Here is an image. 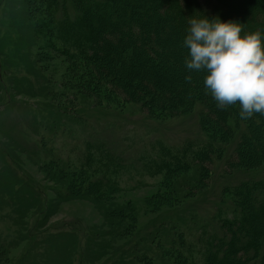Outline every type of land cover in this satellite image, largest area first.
I'll use <instances>...</instances> for the list:
<instances>
[{
	"label": "trees",
	"instance_id": "1",
	"mask_svg": "<svg viewBox=\"0 0 264 264\" xmlns=\"http://www.w3.org/2000/svg\"><path fill=\"white\" fill-rule=\"evenodd\" d=\"M17 3L24 9L28 23L22 25L23 32L19 31L13 40H7L5 32L0 31L3 36L0 38V55L3 56L5 48H9L8 57L5 56L7 60L4 58V62L1 58L0 61V80L2 71L7 75H18L19 72L9 71L21 66V72H27L38 80L29 54L35 39L41 42L42 50L82 61L87 67L82 80L75 76L73 80H60L67 89L54 91L61 98L54 104L23 102L11 97L7 88L2 90L5 101L0 100V119L10 110L19 111V107H23V118L31 121L24 131L26 136L29 135L27 140L33 139L34 146L44 147L39 151L46 163L43 167H51L58 179L74 187V193L97 203L112 195L131 191L109 181V165L103 164L102 161L106 160L100 156L109 157L110 153L101 144L85 142L83 153L86 147L90 151L91 145L101 153L98 156L91 152L85 160H79L78 153L62 157L57 151V146L64 148L67 145L59 140L69 137L71 134L68 132L72 133L76 127L83 129L87 124L89 118L82 113L85 107H77V104L91 99L97 108L118 109H102L103 114L124 115L125 105L136 102L147 119L157 122L170 120L181 110L185 111L181 113L183 115L189 113L196 106L198 130L208 139L207 142L197 153L189 146L177 148L179 154L170 152L171 157L174 156L172 158L163 154L168 148H161L155 164L160 167L162 176L155 186L162 187L172 176L191 167L198 170L195 178L198 183L195 185L205 186L210 177L207 165L225 157L230 167L234 162L243 169H253L261 164L257 171L263 179L221 189L229 202L232 201L230 207H240L241 212L239 216L231 213L232 221H226L224 228L223 224L220 226L221 236L214 242L217 251L215 248L210 250V244L205 264H264V116L255 113L248 119H242L238 115V104L218 109L204 88L203 73L192 72L191 82L184 80L187 73L183 61L187 49L181 46L188 17L193 15L234 21L240 24L242 34L255 31L264 34V0H21ZM8 18L13 25L2 24L4 29L14 28L20 16L10 17L8 14ZM36 56L37 53L33 61ZM47 59L43 57L44 61ZM22 78L20 80L24 82L30 79ZM48 82L53 84L51 79ZM77 146L79 143L74 147ZM2 150L0 142V161L3 163V168H0V205L14 202L17 226L24 234L23 238L20 236V256L11 264H75L73 258L79 252L76 251V256L69 259L66 248L70 241L75 240L78 245L83 237L82 230L70 224H63L57 230L47 224L42 226L38 221L31 225L34 219L30 225H25V229L21 223L24 205L35 190L22 182L23 177ZM92 157L101 161L103 166L96 170L91 164ZM143 159H146L145 155ZM71 161L78 164L73 165ZM111 167L118 172V166ZM54 191L60 198L66 196L60 189ZM41 203L46 210L45 199H41ZM156 225L144 234L134 233L117 250L118 257L112 259L111 264H144L143 260L154 248V245L145 243L149 242L151 229ZM88 242L97 249L104 247L98 242ZM215 256H219V260H215ZM8 257L7 248L0 245V262H7ZM164 263L162 260L161 264ZM78 264L84 263L80 261Z\"/></svg>",
	"mask_w": 264,
	"mask_h": 264
},
{
	"label": "rangeland",
	"instance_id": "2",
	"mask_svg": "<svg viewBox=\"0 0 264 264\" xmlns=\"http://www.w3.org/2000/svg\"><path fill=\"white\" fill-rule=\"evenodd\" d=\"M18 1L21 0L0 1V31L5 32L7 40H13L17 33L22 31V25L28 23L25 21V11ZM8 14L10 17L14 15L20 18L14 23V28L10 26L11 28L4 29L2 24L13 25ZM2 37L0 34V38ZM40 44L41 42L35 39L29 49L30 62L37 72L38 80L27 72H21L22 66L9 71L19 72L18 75H7L2 71L4 77L0 80V100L5 101L2 90L7 88V93L16 100L54 104L61 101L54 91L67 89L60 82L62 78L73 80L75 76L82 80L85 77L87 67L82 61L66 59L51 50H42ZM36 53L34 63L33 57ZM7 54L8 47L3 51L4 57L0 55V61L1 58L4 61L5 56L8 57ZM43 57L48 59L44 61ZM22 77H29V82L20 80ZM49 79L53 84H49ZM72 86L75 87L76 84L73 83ZM81 104L78 103L77 107L84 106L82 113L89 118L86 126L83 129L81 126L76 127L72 133L68 132L71 134L69 137L59 140L67 145L64 148L57 146V151L62 157L75 156L78 153V159L85 160L91 152L98 156L101 153H97L98 148L93 145L90 151L86 147L83 153L84 143L101 144L102 148L110 153L109 157L100 156L106 160L102 161L103 164L109 165V181L131 191L112 195L111 198L98 203L74 193V187L58 179L51 167L44 168V156L42 152L39 153L44 147L34 146L33 139L27 140L29 135L26 136L24 131L31 121L23 118L24 109L20 106L19 111L10 110L8 115L1 117L0 142L3 145L2 151L23 177L22 182L35 190L34 194H29L32 198H29L26 206L24 205L25 214L21 221L24 228L28 223L30 225L32 219L34 221L31 225L38 221V224H47L56 230L63 224L75 226L82 230L83 237L78 245L74 243L75 240L69 242L66 256L70 259L77 251L79 255L73 258L75 264L80 261L84 264H111L112 259L118 255L117 250L126 244L134 233L144 234L157 224L151 229L149 242L145 243L154 245V248L143 260L144 264H161L162 260L165 261L164 264H205L210 244V250L215 248L217 251L214 242L221 236L220 226L223 224L224 228L226 221H232L231 213L239 216L241 212L240 207H230L232 201L229 202L221 189L263 179L262 174L257 171L261 164L253 169H243L242 166L237 167L234 162V166L230 167L229 160L225 157L223 160L221 158L222 161L214 160L213 164L207 165L210 177L205 186L195 185L198 183L195 181L198 170L191 167L187 171L178 172L159 188L155 184L162 175L155 160L157 153L162 151L161 148H168L163 154H169L168 158H172V154L178 153L177 148L189 146L197 153L208 140L199 133L196 106H193L189 113L183 115L181 113L185 111L181 110L175 113L174 118L157 122L147 119L136 102L125 105L126 108L122 110L124 117L103 114L102 109H118L104 106L97 108L91 99H86ZM77 143L79 146L74 147ZM143 155L145 161L142 160ZM95 157L91 158V164L97 170L103 164L93 160ZM71 163L78 164L75 161ZM2 164L0 161V168H3ZM121 164H127V167H120ZM111 165L118 166V172L112 170ZM55 189L64 191L67 197L60 198ZM41 199H45L46 210ZM13 204V201H7L0 205V245L7 248L9 256L7 262L0 264H11L19 258L21 252L20 236L23 238L24 234L17 226ZM89 236L92 238L89 239ZM88 241L101 243L104 247L94 248L93 243ZM215 260H219V256H215Z\"/></svg>",
	"mask_w": 264,
	"mask_h": 264
},
{
	"label": "clouds",
	"instance_id": "3",
	"mask_svg": "<svg viewBox=\"0 0 264 264\" xmlns=\"http://www.w3.org/2000/svg\"><path fill=\"white\" fill-rule=\"evenodd\" d=\"M181 46L187 49L184 80L203 73L204 88L218 109L238 104L242 119L264 116V34H242L234 21L193 15Z\"/></svg>",
	"mask_w": 264,
	"mask_h": 264
}]
</instances>
